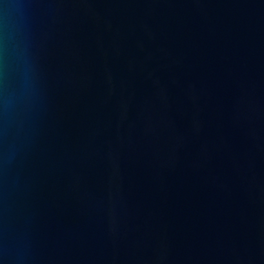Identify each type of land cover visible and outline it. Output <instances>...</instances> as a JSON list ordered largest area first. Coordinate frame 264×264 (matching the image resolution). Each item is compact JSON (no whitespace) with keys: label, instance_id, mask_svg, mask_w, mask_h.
Segmentation results:
<instances>
[{"label":"water","instance_id":"obj_1","mask_svg":"<svg viewBox=\"0 0 264 264\" xmlns=\"http://www.w3.org/2000/svg\"><path fill=\"white\" fill-rule=\"evenodd\" d=\"M0 264H264V0H0Z\"/></svg>","mask_w":264,"mask_h":264}]
</instances>
